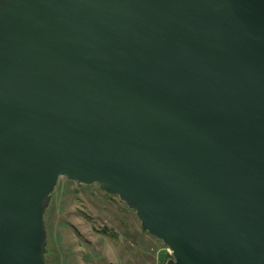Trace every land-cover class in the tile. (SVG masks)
I'll list each match as a JSON object with an SVG mask.
<instances>
[{"label": "water", "instance_id": "obj_1", "mask_svg": "<svg viewBox=\"0 0 264 264\" xmlns=\"http://www.w3.org/2000/svg\"><path fill=\"white\" fill-rule=\"evenodd\" d=\"M62 178L166 264H264V0H0V264Z\"/></svg>", "mask_w": 264, "mask_h": 264}, {"label": "rangeland", "instance_id": "obj_2", "mask_svg": "<svg viewBox=\"0 0 264 264\" xmlns=\"http://www.w3.org/2000/svg\"><path fill=\"white\" fill-rule=\"evenodd\" d=\"M44 224L46 264H68L63 261L68 256L61 252L65 245L74 259H84L83 264H166L171 260L168 250L141 230L134 213L97 187L60 179ZM128 228L134 232L126 231V239L121 240ZM141 232L147 236L142 245L132 237Z\"/></svg>", "mask_w": 264, "mask_h": 264}, {"label": "crops", "instance_id": "obj_3", "mask_svg": "<svg viewBox=\"0 0 264 264\" xmlns=\"http://www.w3.org/2000/svg\"><path fill=\"white\" fill-rule=\"evenodd\" d=\"M121 230V229H120ZM123 230V229H122ZM121 230V231H122ZM126 231L128 232V233H133L132 232V229L131 228H128V229H124V234H122V236L124 235V238L122 239L121 238V240H125L126 239ZM128 235V237H129V235H131V234H127ZM135 235V234H134ZM132 237L134 238V239H136L137 241L139 240V244L140 245H142L143 243H145V241H146V239H147V236L146 235H144V233L143 232H141L140 234H136L135 236H133L132 235ZM120 239V238H119ZM64 245V244H63ZM63 245H61V246H63ZM65 247V248H64ZM63 247V250H61V252L64 254V255H67L68 256V258L67 259H64L63 261L65 262V263H68V264H83V258H82V260L81 261H78V260H76V259H74L72 256H70V253L69 252H67V246L65 245ZM60 249H62V248H60ZM63 255V256H64ZM70 262V263H69Z\"/></svg>", "mask_w": 264, "mask_h": 264}, {"label": "built area", "instance_id": "obj_4", "mask_svg": "<svg viewBox=\"0 0 264 264\" xmlns=\"http://www.w3.org/2000/svg\"><path fill=\"white\" fill-rule=\"evenodd\" d=\"M168 253H169V255H171L169 251H168Z\"/></svg>", "mask_w": 264, "mask_h": 264}]
</instances>
